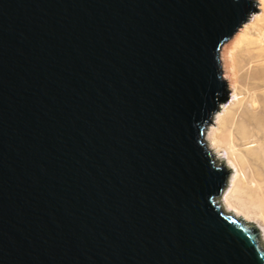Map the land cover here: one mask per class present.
Wrapping results in <instances>:
<instances>
[{
	"label": "water",
	"instance_id": "95a60500",
	"mask_svg": "<svg viewBox=\"0 0 264 264\" xmlns=\"http://www.w3.org/2000/svg\"><path fill=\"white\" fill-rule=\"evenodd\" d=\"M257 0H0V264H264L206 129Z\"/></svg>",
	"mask_w": 264,
	"mask_h": 264
},
{
	"label": "bare ground",
	"instance_id": "6f19581e",
	"mask_svg": "<svg viewBox=\"0 0 264 264\" xmlns=\"http://www.w3.org/2000/svg\"><path fill=\"white\" fill-rule=\"evenodd\" d=\"M258 3L262 12L254 14L252 20L250 18L236 31L233 46L241 47L249 55L257 57V62L261 67L264 66V43L261 42L264 37V0H258ZM253 25H256V34L250 30ZM254 75L257 77L264 75V67L255 71ZM250 87L260 90L261 94L264 93V83L262 82L252 84ZM233 95L236 96L233 105L223 108V113L219 111L220 109L215 112L214 121L207 127L205 137L208 146L214 152V158L221 160L223 158L222 151L226 150V165L233 167L228 176L227 188L221 195V203L227 211H234L248 220L258 218L262 220L263 223L259 227L264 243V125L254 120L256 116L245 120L246 128L236 126L240 121L236 122V116L232 117V120H228L230 122L226 124L225 118L231 107L235 106L234 103L241 102L244 97L236 85ZM252 107L256 110L260 109V106L255 104V99L252 100ZM229 116L230 113L227 119H231ZM215 122L218 124L217 126H214ZM246 123H240V125L243 124L241 127Z\"/></svg>",
	"mask_w": 264,
	"mask_h": 264
},
{
	"label": "rangeland",
	"instance_id": "374dc122",
	"mask_svg": "<svg viewBox=\"0 0 264 264\" xmlns=\"http://www.w3.org/2000/svg\"><path fill=\"white\" fill-rule=\"evenodd\" d=\"M257 4H258V8H256L255 11L252 13L253 15L251 14V16L249 17V19L251 18V20L252 18H254V14H258L262 12V9L259 7L258 0H257ZM250 30L252 33L256 34V25L255 26L253 25V27ZM234 35L231 39H229V41H227L223 45L221 52H220L221 64L223 68V76L227 81L228 87H230L231 89H228V93L230 94L227 95L226 99L219 104L220 110L219 109L218 110L221 113H223V110H222L223 108H228L233 105L232 103L234 99L236 98V96L233 95V90H234V86L236 85L237 88H239L242 91V94L244 97L241 99L242 101L240 100L241 102H238V103L236 102L234 103L235 106L231 107V110L232 111L234 110V112H232L231 110L229 112L230 113L229 118L231 117V119H227L228 118L227 116L229 113L227 114L225 118L226 124L227 122L228 123L230 122L228 120H232V117L236 116L235 118L236 122L240 120L239 122H237L236 126L238 125L240 128H246L247 123L245 120L248 118L252 119L250 117L256 116L254 120L261 122L264 125V93L261 94L259 93L260 90L253 89L250 87L252 84H255L257 82L264 83V75H261V77H257L256 75H254L255 71L262 69L264 66H261V67L259 66V63L257 62L258 61L257 57L249 55L241 47L235 48V46H233V43L235 41ZM262 39H261L262 40L261 42L264 43V37ZM232 48H235V49H232ZM254 99H255V104L260 106L259 110H256L252 107V100ZM212 121H214L213 118H212ZM240 123H243V124L246 123V124L243 127H241L243 124L240 125ZM217 125L218 124L215 122L214 126H217ZM256 153L258 152L256 151ZM222 154H223V158H221V160L219 159L218 162H221L223 160L226 164L227 151L223 150ZM219 199L220 201H222V196H220ZM255 220L257 221V224L261 227L263 223L262 220H260L259 218ZM255 220L253 221L256 222Z\"/></svg>",
	"mask_w": 264,
	"mask_h": 264
},
{
	"label": "trees",
	"instance_id": "16d2710c",
	"mask_svg": "<svg viewBox=\"0 0 264 264\" xmlns=\"http://www.w3.org/2000/svg\"><path fill=\"white\" fill-rule=\"evenodd\" d=\"M226 99V95H224L223 97H222V101H224Z\"/></svg>",
	"mask_w": 264,
	"mask_h": 264
}]
</instances>
